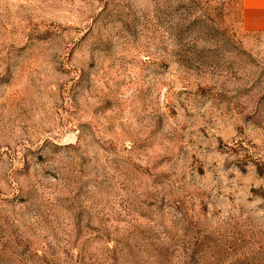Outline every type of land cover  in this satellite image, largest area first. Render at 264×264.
I'll use <instances>...</instances> for the list:
<instances>
[{"label": "rangeland", "instance_id": "obj_1", "mask_svg": "<svg viewBox=\"0 0 264 264\" xmlns=\"http://www.w3.org/2000/svg\"><path fill=\"white\" fill-rule=\"evenodd\" d=\"M0 264H264L237 0H0Z\"/></svg>", "mask_w": 264, "mask_h": 264}, {"label": "crops", "instance_id": "obj_2", "mask_svg": "<svg viewBox=\"0 0 264 264\" xmlns=\"http://www.w3.org/2000/svg\"><path fill=\"white\" fill-rule=\"evenodd\" d=\"M241 25L248 31H264V0H237Z\"/></svg>", "mask_w": 264, "mask_h": 264}]
</instances>
